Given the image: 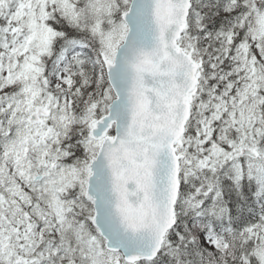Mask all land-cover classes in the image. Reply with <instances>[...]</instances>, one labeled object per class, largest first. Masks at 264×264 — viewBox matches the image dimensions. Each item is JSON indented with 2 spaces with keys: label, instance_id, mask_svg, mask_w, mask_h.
Wrapping results in <instances>:
<instances>
[{
  "label": "snow or ice",
  "instance_id": "6c2138e0",
  "mask_svg": "<svg viewBox=\"0 0 264 264\" xmlns=\"http://www.w3.org/2000/svg\"><path fill=\"white\" fill-rule=\"evenodd\" d=\"M0 264H264V0H0Z\"/></svg>",
  "mask_w": 264,
  "mask_h": 264
}]
</instances>
